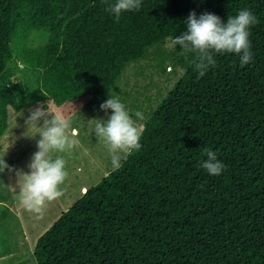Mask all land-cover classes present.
Returning a JSON list of instances; mask_svg holds the SVG:
<instances>
[{
	"label": "trees",
	"instance_id": "trees-1",
	"mask_svg": "<svg viewBox=\"0 0 264 264\" xmlns=\"http://www.w3.org/2000/svg\"><path fill=\"white\" fill-rule=\"evenodd\" d=\"M106 7L105 0H0V142L11 132L9 107L108 100L130 64L187 31L193 11L227 23L250 10L258 19L253 58L241 67L235 53L217 54L200 77L194 54L180 55L177 45L183 74L144 122L141 149L38 228L36 262L264 264V0H142L119 22ZM40 30L48 42L29 47ZM12 60L38 73L40 88L20 82ZM208 148L226 165L219 176L200 167Z\"/></svg>",
	"mask_w": 264,
	"mask_h": 264
},
{
	"label": "rangeland",
	"instance_id": "rangeland-1",
	"mask_svg": "<svg viewBox=\"0 0 264 264\" xmlns=\"http://www.w3.org/2000/svg\"><path fill=\"white\" fill-rule=\"evenodd\" d=\"M48 40L47 31H34L28 40V46L35 48L46 44ZM172 52H175V49L166 47L164 43L161 48L153 49L146 60L130 64L119 82L120 85L111 94L112 97L118 96L131 113L137 110L143 112V124L158 110V105L169 95L183 74L175 63L178 50L175 54ZM19 65L18 60L10 62V66L16 69L17 76L20 77L19 81L40 88L38 73L31 69L22 70ZM13 80H16V77ZM105 101L107 100L102 96L83 97L65 103L66 107L62 108L71 118V127L76 129L74 139L77 143L70 150L52 154L54 157H64L69 175L62 186L65 189L64 195L48 202L42 214L28 211L20 202L16 173L21 170L30 173L28 166L33 155L39 150L37 141L40 136L31 137L36 130L28 131L26 124L30 116L29 110L38 106L46 109L49 99L40 104H32L20 112L21 116L13 108H8V129L11 132L7 131L3 136L6 138H2L3 141L0 142V160L4 159L9 166L7 169L0 167V196H4V203H0V217H5L0 223V264H38L34 258L35 247L42 234V230L38 228L44 224L46 228L51 226L61 214L67 212L89 189L114 169L107 146L97 139L93 126L89 123L93 119L107 120L112 114L111 109L107 113L101 110L100 105ZM54 106L62 107L55 103ZM39 126H43L42 120ZM44 218H48L49 223L43 222Z\"/></svg>",
	"mask_w": 264,
	"mask_h": 264
},
{
	"label": "clouds",
	"instance_id": "clouds-1",
	"mask_svg": "<svg viewBox=\"0 0 264 264\" xmlns=\"http://www.w3.org/2000/svg\"><path fill=\"white\" fill-rule=\"evenodd\" d=\"M142 0H115L110 3L105 0L106 11L115 16L119 22L122 13L138 11ZM258 23L257 17L248 9L240 10L238 15H229L227 23L215 14L204 13L197 18L195 11L191 12L186 24L187 31L179 37H169L166 47L175 49L180 46V55L194 54L192 65L194 70L203 77L210 67L216 64L217 54L235 53L240 57V66L244 67L252 61L250 28ZM101 110H112L107 120L93 119L89 121L100 142H103L111 155L114 169L121 166L122 160L141 147L145 131L142 123L145 116L137 110L131 113L121 102L120 98L110 97L100 105ZM26 121L28 131L35 129L40 139L37 141L38 151L33 155L29 164L30 173L17 172L20 188V202L30 212L42 214L48 202L57 200L64 195L62 187L68 178L66 160L63 156H53L54 152H65L72 149L77 141L74 139L76 130L71 127V118L62 110L55 107L49 99L47 108L30 109ZM41 120L43 126H39ZM207 159L200 167L212 176H219L226 170V165L218 160L217 153L208 148L204 150ZM0 167L9 166L4 159Z\"/></svg>",
	"mask_w": 264,
	"mask_h": 264
},
{
	"label": "crops",
	"instance_id": "crops-1",
	"mask_svg": "<svg viewBox=\"0 0 264 264\" xmlns=\"http://www.w3.org/2000/svg\"><path fill=\"white\" fill-rule=\"evenodd\" d=\"M77 104V103H76ZM22 112V111H21ZM22 115V113H20V115L19 116H21ZM76 130V129H75ZM4 174V173H3ZM12 186V185H11Z\"/></svg>",
	"mask_w": 264,
	"mask_h": 264
},
{
	"label": "water",
	"instance_id": "water-1",
	"mask_svg": "<svg viewBox=\"0 0 264 264\" xmlns=\"http://www.w3.org/2000/svg\"><path fill=\"white\" fill-rule=\"evenodd\" d=\"M21 67H23V66H21ZM116 83V82H115Z\"/></svg>",
	"mask_w": 264,
	"mask_h": 264
}]
</instances>
